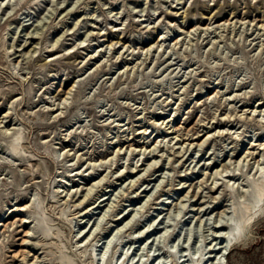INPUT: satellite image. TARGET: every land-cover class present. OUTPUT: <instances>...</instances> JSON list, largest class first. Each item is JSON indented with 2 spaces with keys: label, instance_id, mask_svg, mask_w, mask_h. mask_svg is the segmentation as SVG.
Segmentation results:
<instances>
[{
  "label": "rangeland",
  "instance_id": "1",
  "mask_svg": "<svg viewBox=\"0 0 264 264\" xmlns=\"http://www.w3.org/2000/svg\"><path fill=\"white\" fill-rule=\"evenodd\" d=\"M263 173L264 0H0V264H264Z\"/></svg>",
  "mask_w": 264,
  "mask_h": 264
},
{
  "label": "bare ground",
  "instance_id": "2",
  "mask_svg": "<svg viewBox=\"0 0 264 264\" xmlns=\"http://www.w3.org/2000/svg\"><path fill=\"white\" fill-rule=\"evenodd\" d=\"M193 31H196V29H192V31L190 32V34H191ZM204 31L208 32V31H210V30H209V28H206V30H204ZM193 33H194V32H193ZM162 40H163V39H162ZM162 40H161V41H162ZM161 41H160V42H161ZM176 44H178V41H176ZM140 134H143V135L146 136V135H147V131H145V132H141ZM201 137H203V136H199L197 139L199 140V139H201ZM209 137H210V135H209ZM209 137H208V138H209ZM156 143H158V141H157ZM143 144H144V145L146 144L147 147L144 146V147L140 148L139 153H141V152L143 151V152H144L143 155H146V153H147V149H146V148H149V146H148L149 143H143ZM153 144H154V143H153ZM153 144H152V145H153ZM183 144H184V142H182L181 145H183ZM193 144H194V143H193ZM193 144H189L188 147H192ZM154 145H155V144H154ZM185 145H186V144H185ZM154 147H155V148H154L155 150H156V149H159V148H162V149L165 148V146H161V145L158 146V144H156ZM182 147H183V146H182ZM199 147H202V145H199ZM254 147H255V146L253 145V147H251V148L254 149ZM131 148H132V147H131ZM144 148H145V149H144ZM120 150H121V149H120ZM150 154H151V153H150ZM244 154H245V153H244ZM153 155H154V154H153ZM249 156L254 157V153H246V155L243 156V158H242L243 160H242V161H244V160H245L247 157H249ZM146 160H147V159H146ZM101 162H103V161H101ZM239 163H240V162H239ZM239 163H238V164H239ZM256 163H257L258 165H260V161H257ZM104 164H105V163H104ZM105 165H106V164H105ZM141 166H144V164L141 165ZM101 167H104V165L101 164ZM105 168H106V167H105ZM225 172H226V171H225ZM139 173H140V171H138L137 174H139ZM226 173H227V172H226ZM137 174H136V175H137ZM263 174H264V173H263ZM263 174H262V176H261L259 179L264 178V177H263V176H264ZM121 176H122V175H121ZM100 183H101V181H100ZM100 183H98V184H100ZM101 185H102V184H101ZM96 186H97V183H94V185H92V188H95ZM92 188L88 191V193H87V195L85 196V198H84V200L82 201V203H84V202L87 200V198L90 197V195H91V193H92V191H93ZM214 189H215V187L212 188V190H214ZM217 190H218V189H217ZM143 193H145V191H144ZM258 196H259V195H257V197H258ZM97 205H98V204L95 203L91 208L94 209L95 206H97ZM98 207H99V206H98ZM91 208H90V209H91ZM88 210H89V209H88ZM88 210L86 211V213H88ZM119 217H120V216H119ZM121 217H122V216H121ZM117 221H118V222H119V221H123L125 224L127 223V219H126V218H123V217H122V219H121V218H120V219L118 218ZM22 222H23V223H22V226H26V225H29V224H30V222H28V221L26 220V218H24ZM123 222H122V223H123ZM132 222H133V221H131L130 223H132ZM127 224H128V223H127ZM29 235H30V231L27 232V234L25 235V238H26V239L23 241V244H22V245H25V244H26V240L28 239ZM86 239H87V238H84V240H86ZM227 246H228V245H227ZM227 246H226V248H222V249H221L220 254H222V251L227 252V250L230 248V246H229V247H227ZM230 249H231V248H230ZM218 254H219V253H218ZM226 256H227V254H226V253H223V254H222V257H220L221 259L218 260V261H220V262H218V263H216V264H227ZM215 258H217V257H215ZM214 261H215V260H214ZM212 264H215V262H212Z\"/></svg>",
  "mask_w": 264,
  "mask_h": 264
}]
</instances>
